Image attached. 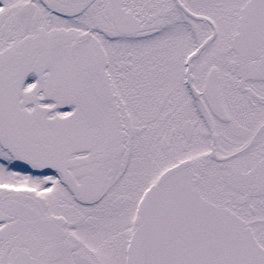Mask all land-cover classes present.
I'll return each instance as SVG.
<instances>
[{"label":"snow or ice","instance_id":"snow-or-ice-1","mask_svg":"<svg viewBox=\"0 0 264 264\" xmlns=\"http://www.w3.org/2000/svg\"><path fill=\"white\" fill-rule=\"evenodd\" d=\"M0 264H264V0H0Z\"/></svg>","mask_w":264,"mask_h":264}]
</instances>
